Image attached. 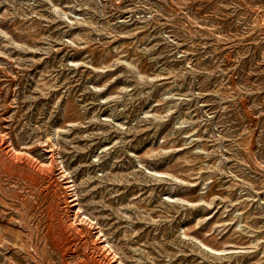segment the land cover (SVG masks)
Instances as JSON below:
<instances>
[{"label": "rangeland", "instance_id": "1", "mask_svg": "<svg viewBox=\"0 0 264 264\" xmlns=\"http://www.w3.org/2000/svg\"><path fill=\"white\" fill-rule=\"evenodd\" d=\"M0 264H264V0H0Z\"/></svg>", "mask_w": 264, "mask_h": 264}, {"label": "bare ground", "instance_id": "2", "mask_svg": "<svg viewBox=\"0 0 264 264\" xmlns=\"http://www.w3.org/2000/svg\"><path fill=\"white\" fill-rule=\"evenodd\" d=\"M14 156H15V155H14ZM9 160H10V159H9ZM11 161H12V160H11ZM16 161H17V160H16ZM16 161H15V163H17ZM13 162H14V160H13ZM13 162H12V163H13ZM29 162H30V161H29ZM10 163H11V162H10ZM15 163L13 164L14 166H16ZM28 165H29V164H28ZM9 167H10V166H9ZM12 168H13V167H12ZM33 249H34V248H33ZM33 251H34V250H33Z\"/></svg>", "mask_w": 264, "mask_h": 264}]
</instances>
